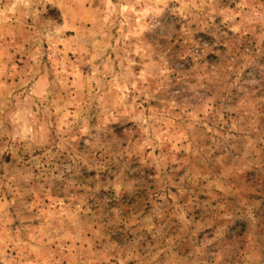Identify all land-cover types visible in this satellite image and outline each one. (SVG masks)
Segmentation results:
<instances>
[{"label":"rangeland","instance_id":"374dc122","mask_svg":"<svg viewBox=\"0 0 264 264\" xmlns=\"http://www.w3.org/2000/svg\"><path fill=\"white\" fill-rule=\"evenodd\" d=\"M0 264H264V0H0Z\"/></svg>","mask_w":264,"mask_h":264}]
</instances>
